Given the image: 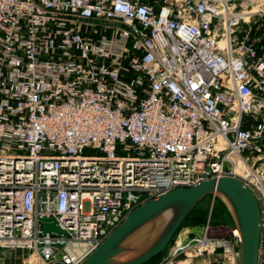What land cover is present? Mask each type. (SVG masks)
Returning a JSON list of instances; mask_svg holds the SVG:
<instances>
[{"label":"built area","instance_id":"built-area-1","mask_svg":"<svg viewBox=\"0 0 264 264\" xmlns=\"http://www.w3.org/2000/svg\"><path fill=\"white\" fill-rule=\"evenodd\" d=\"M98 20L125 27L94 40ZM241 20L228 0H0V248L78 264L144 202L233 175L264 264V64Z\"/></svg>","mask_w":264,"mask_h":264},{"label":"water","instance_id":"water-1","mask_svg":"<svg viewBox=\"0 0 264 264\" xmlns=\"http://www.w3.org/2000/svg\"><path fill=\"white\" fill-rule=\"evenodd\" d=\"M229 207L241 238L240 264H258L261 206L249 186L233 175L208 177L178 187L134 208L104 241L78 264H145L160 255L194 207L206 196ZM43 233H66L52 217L42 220Z\"/></svg>","mask_w":264,"mask_h":264},{"label":"rangeland","instance_id":"rangeland-1","mask_svg":"<svg viewBox=\"0 0 264 264\" xmlns=\"http://www.w3.org/2000/svg\"><path fill=\"white\" fill-rule=\"evenodd\" d=\"M148 1L160 4L164 0ZM228 4L234 13L244 16V20H241L240 24L236 25L230 32L238 41L246 42L257 48L258 62L264 64V0H228ZM115 27L121 28L125 25L105 20H98L96 23L84 22L82 24L85 35L94 40L111 37L113 31L116 30ZM222 31L223 29H221ZM133 44V39H130L128 49L131 50ZM256 78H258V75H256ZM261 79L264 81V77ZM200 213L203 214V217L198 218ZM236 229L228 205L218 197L209 195L198 203L192 215L178 230L175 235L176 243L174 236L163 253L148 264H240V259L235 254L238 245L233 237ZM206 234L212 238L209 243L196 241V239H201ZM216 239L226 240L229 250L227 251L226 246L217 243ZM178 246H185V248L174 259H171L173 250ZM17 255L19 257H15L17 259L15 261L5 249L0 248V263L30 264L29 252L21 251Z\"/></svg>","mask_w":264,"mask_h":264},{"label":"crops","instance_id":"crops-1","mask_svg":"<svg viewBox=\"0 0 264 264\" xmlns=\"http://www.w3.org/2000/svg\"><path fill=\"white\" fill-rule=\"evenodd\" d=\"M189 233H190V231H189ZM175 243H176V236H175ZM5 250L9 253V255L12 257V259L15 260V261L17 260L15 257H17L18 256L17 254L21 252L20 250H11V249H5Z\"/></svg>","mask_w":264,"mask_h":264},{"label":"trees","instance_id":"trees-1","mask_svg":"<svg viewBox=\"0 0 264 264\" xmlns=\"http://www.w3.org/2000/svg\"><path fill=\"white\" fill-rule=\"evenodd\" d=\"M208 196H209V195H208ZM210 196H211V195H210ZM206 197H207V196H206ZM201 201H202V200H201ZM201 201H200V202H201ZM200 202H199V203H200ZM197 205H198V204H197ZM197 205H196V206H197ZM196 206H195L194 209L190 212V214L187 216V218L185 219V221L183 222V224H184V223L187 221V219L192 215V213H193V211L195 210ZM201 217H203V214H202V213L199 214L198 218H201ZM198 221H199V219H198ZM183 224H182V226H183ZM182 226H181V227H182ZM162 253H163V252H162ZM162 253H161V254H162ZM161 254H160V255H161ZM160 255H158L157 257H155V258H153V259H151L150 261H148V262L145 263V264L150 263L151 261H153V260H155L156 258H158Z\"/></svg>","mask_w":264,"mask_h":264},{"label":"bare ground","instance_id":"bare-ground-1","mask_svg":"<svg viewBox=\"0 0 264 264\" xmlns=\"http://www.w3.org/2000/svg\"><path fill=\"white\" fill-rule=\"evenodd\" d=\"M237 169H240V164H239V166L237 167ZM234 233H235V234H240L238 229H236Z\"/></svg>","mask_w":264,"mask_h":264}]
</instances>
